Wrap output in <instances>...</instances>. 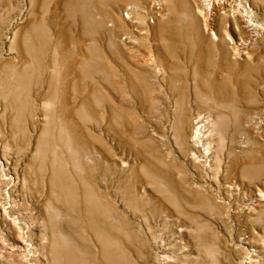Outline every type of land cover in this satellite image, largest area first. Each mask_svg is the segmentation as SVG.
I'll use <instances>...</instances> for the list:
<instances>
[{"label":"rangeland","instance_id":"obj_1","mask_svg":"<svg viewBox=\"0 0 264 264\" xmlns=\"http://www.w3.org/2000/svg\"><path fill=\"white\" fill-rule=\"evenodd\" d=\"M0 264H264V0H0Z\"/></svg>","mask_w":264,"mask_h":264},{"label":"bare ground","instance_id":"obj_2","mask_svg":"<svg viewBox=\"0 0 264 264\" xmlns=\"http://www.w3.org/2000/svg\"><path fill=\"white\" fill-rule=\"evenodd\" d=\"M213 5H214V3L211 2V3L209 4L208 7H205V8L207 9L208 12H211V11H212ZM243 17H244V19H245V15H244ZM246 17L248 18L247 15H246ZM250 20H251V19H250ZM250 20H249V18H248V22H249V23H250ZM251 24H252V20H251ZM205 127H206V126H205V125H202V124H201V125H198V126H197V129H196V130H197V133H198V132L202 133V132L204 131ZM197 135H198V134H197Z\"/></svg>","mask_w":264,"mask_h":264}]
</instances>
